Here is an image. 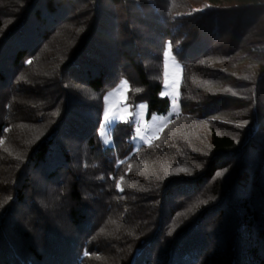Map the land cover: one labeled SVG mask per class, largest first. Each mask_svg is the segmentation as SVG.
Returning a JSON list of instances; mask_svg holds the SVG:
<instances>
[{"label": "trees", "instance_id": "16d2710c", "mask_svg": "<svg viewBox=\"0 0 264 264\" xmlns=\"http://www.w3.org/2000/svg\"><path fill=\"white\" fill-rule=\"evenodd\" d=\"M196 1L0 0V264H264V0ZM166 42L179 113L106 148L121 80L168 111Z\"/></svg>", "mask_w": 264, "mask_h": 264}, {"label": "rangeland", "instance_id": "374dc122", "mask_svg": "<svg viewBox=\"0 0 264 264\" xmlns=\"http://www.w3.org/2000/svg\"><path fill=\"white\" fill-rule=\"evenodd\" d=\"M196 2L198 3V0ZM72 31V29L67 28V30H65L62 34L58 36V41L56 42H58L59 47L61 43H63L65 47L69 46V44L72 43L69 40L73 37ZM169 45L170 44L166 42L163 50V85L161 91V96L167 98L169 101L168 111L164 115H151L150 117H148L147 105L144 102L139 103L134 109H132L126 103V92L128 90V83L125 80H121L119 84L112 90L108 91L103 98V112L101 116L100 125L104 122L105 111H107L108 116L111 119V123L104 129H101V127H99L98 135L106 148L112 147L111 130L112 127L118 123L133 124L134 133L130 141L133 150L136 151L139 147L148 145L152 142V140L156 139L161 133L164 126L168 123V121L171 120L172 116L179 113L180 108L178 98L179 87L182 80V66L175 59L171 50V46L169 47ZM55 49V44H52V46L47 49L48 52H46L47 54H53ZM166 52L167 56H165ZM105 97H107V100H105ZM173 101H175V103H173ZM141 104L145 105V107H139V105ZM170 113L172 115H170ZM162 116L166 117L167 119L161 121L160 117ZM153 117H155L156 119L153 120ZM137 121L141 122V131L139 133H137V128L135 127V123ZM138 136H144L146 137V139L141 140L138 138ZM134 137L137 138L134 139ZM105 140L108 141L107 144L104 143ZM0 146L1 148L7 149L6 147L8 145L5 146V141L3 139L0 141ZM112 225L113 223H110L109 221L105 226V230L106 228L113 229ZM93 253L94 254L91 256L92 259L89 264H96L97 261L101 259L104 260L101 256L99 258V253H97L96 249Z\"/></svg>", "mask_w": 264, "mask_h": 264}, {"label": "snow or ice", "instance_id": "6c2138e0", "mask_svg": "<svg viewBox=\"0 0 264 264\" xmlns=\"http://www.w3.org/2000/svg\"><path fill=\"white\" fill-rule=\"evenodd\" d=\"M170 46H171V45H169V47H170ZM165 56H167V52L165 53ZM26 62H27L28 64H31V63H32L31 60H28V61H26ZM162 95H163V94H162ZM105 100H107V97H105ZM173 103H175V101H173ZM139 107L143 108V107H145V105L141 104V105H139ZM137 115H138V114H137ZM170 115H172V114L170 113ZM155 119H156V118L153 117V120H155ZM166 119H167L166 117H163V116L160 117V120H161V121L166 120ZM110 123H111V119L109 118L107 111H105V113H104V122L100 125L101 129L106 128ZM140 131H141V130H140V128L138 127V128H137V133H139ZM135 138H137V137H134V139H135ZM138 138L141 139V140L146 139V137H144V136H138ZM104 143L107 144L108 141L105 140ZM121 163H123V161H121ZM184 171H187V170L185 169ZM188 174H191V173H188ZM218 175H223V173H218ZM121 179H123V177H121ZM116 186H117V189H118L119 191L123 192V189L120 187L119 183H117ZM204 203H206V201H205ZM169 235H171V233H169Z\"/></svg>", "mask_w": 264, "mask_h": 264}, {"label": "built area", "instance_id": "2783aa9c", "mask_svg": "<svg viewBox=\"0 0 264 264\" xmlns=\"http://www.w3.org/2000/svg\"><path fill=\"white\" fill-rule=\"evenodd\" d=\"M172 118L175 119V116H173ZM140 126H141V122H140V121H137V122L135 123V127H136V128H138V127L140 128Z\"/></svg>", "mask_w": 264, "mask_h": 264}, {"label": "crops", "instance_id": "0c3cea01", "mask_svg": "<svg viewBox=\"0 0 264 264\" xmlns=\"http://www.w3.org/2000/svg\"><path fill=\"white\" fill-rule=\"evenodd\" d=\"M173 117V116H172Z\"/></svg>", "mask_w": 264, "mask_h": 264}]
</instances>
